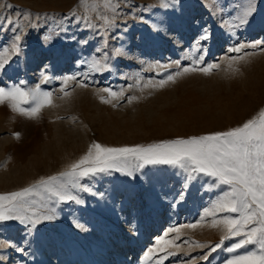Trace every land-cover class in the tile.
Wrapping results in <instances>:
<instances>
[{
	"label": "rangeland",
	"instance_id": "374dc122",
	"mask_svg": "<svg viewBox=\"0 0 264 264\" xmlns=\"http://www.w3.org/2000/svg\"><path fill=\"white\" fill-rule=\"evenodd\" d=\"M118 2L115 24L105 32L99 17L113 14L102 5L90 14L97 25L91 29L77 20L89 14L80 0H0V46L9 47L14 34L22 35L21 52L0 73V86L39 84L53 93V104L39 118L0 105V193L64 171L93 142L122 147L186 139L240 126L264 108V45L230 51L264 41V0H256L249 23L236 28L230 23L245 0H179L169 9L160 0ZM6 17L18 20L16 33ZM205 29L211 38L200 41L197 51ZM236 57L243 59L230 69ZM92 59L110 67L90 70ZM208 64L220 67L184 72ZM45 74L52 79L41 83ZM169 75L174 80L159 87ZM69 77L75 79L65 87ZM106 88L122 95L113 98L102 91ZM132 170L133 176L113 170L82 178L80 184L91 191L74 188L72 193L83 203L53 199L46 208L36 205L44 213L54 209L56 218L35 229L19 221L0 222V264H227L236 255L259 251L258 245H247L228 252L237 237L211 251L224 235L213 220L237 215L205 216L227 185L213 187L212 178L201 174L182 188L186 174L170 165ZM170 228L179 232L165 237ZM161 237L179 248L145 259L149 249L160 247Z\"/></svg>",
	"mask_w": 264,
	"mask_h": 264
},
{
	"label": "snow or ice",
	"instance_id": "6c2138e0",
	"mask_svg": "<svg viewBox=\"0 0 264 264\" xmlns=\"http://www.w3.org/2000/svg\"><path fill=\"white\" fill-rule=\"evenodd\" d=\"M178 3L179 0H160V6L164 9L172 8ZM101 5L103 9L109 10L113 14L111 18L104 14L99 17L103 21L99 27L106 32L115 24V17L118 15L117 9L120 7L118 0H80V6L87 9L89 14L83 18L77 17V20L82 19L86 27L95 29L97 25L92 22L90 14L98 10ZM6 7L11 8L12 5L8 4ZM256 11V0H245L230 23V28L247 25ZM19 15L20 13H17V16ZM29 15L30 13H25V18ZM71 15L76 16V12ZM4 19L9 25L15 24V27L12 28L14 33L20 29L18 20L14 21L8 17ZM32 26L36 27V25ZM153 27L157 32L160 31L156 26ZM210 38L211 32L205 29L197 41L196 50H201L200 41H208ZM21 40L22 35L14 34L9 47L0 46V73H3L6 66L10 64L11 56L21 52ZM50 40V36L45 38L46 43ZM82 43L86 44L87 41H82ZM261 45H264V41H257L250 45L240 44L230 51L239 53L245 48L255 49ZM115 54L120 55L121 50H115ZM237 59H243V57L230 60V69ZM88 64L90 70L96 72L105 71L110 67L109 64L98 59H92ZM219 67V64H208L204 68H185L184 72L198 70L210 73L212 69ZM233 70L239 71L238 68ZM51 79L45 74L41 83H48ZM69 79H75V77L65 79L63 82L65 87H67ZM171 80H174V77L169 75L167 80L159 81L158 86L163 87ZM102 91L113 98L122 95L110 88ZM64 95L67 96L69 93L65 91ZM101 99L106 103H111L110 99L105 97H101ZM5 103L13 112L28 118H39L42 109L53 104V93L42 90L39 84L33 88H27L22 84L0 86V105ZM25 105L29 106L25 107ZM14 135L19 139L21 134L15 133ZM146 165H170L182 170L186 174L182 188H187L201 174L212 178L213 187L219 188L221 185H227L228 190H222V195L213 202L210 209L205 211V216L215 217L218 213L237 215H224L220 219L213 220V227L223 226L224 235L211 248V251L214 252L221 248L225 240L237 237L239 238L237 242L227 248L228 252H234L247 245H258L259 251L236 255L228 260L227 264H264V108L240 126L232 127L226 131L190 136L186 139L177 138L148 145L138 144L122 147H109L93 142L87 152L80 159L69 164L64 171L56 175L42 177L18 190L0 193V222L19 221L21 224L35 229L42 221H51L56 218L54 209L50 210V213H44L39 211L35 207L36 205L46 208L48 207L46 201L53 199L57 203L64 201L83 203L72 193L74 188L91 191L80 184L82 178L113 170L133 176V168L138 171ZM184 195L185 192L182 190L178 194L179 199L183 200ZM196 226L195 224L189 225L193 228ZM172 232H179V229H168L165 237ZM165 237H161L157 241L160 247L149 249L145 259L150 258L155 251H166L168 247L179 248L174 240L165 239ZM197 246L207 247V245H200L199 242H197ZM173 254L168 252V255ZM202 259L207 260L208 256L205 255Z\"/></svg>",
	"mask_w": 264,
	"mask_h": 264
}]
</instances>
